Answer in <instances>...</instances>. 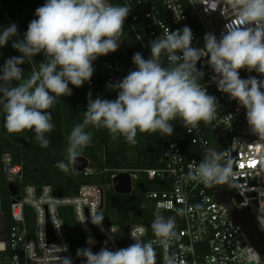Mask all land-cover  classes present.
Segmentation results:
<instances>
[{
	"label": "clouds",
	"instance_id": "clouds-1",
	"mask_svg": "<svg viewBox=\"0 0 264 264\" xmlns=\"http://www.w3.org/2000/svg\"><path fill=\"white\" fill-rule=\"evenodd\" d=\"M235 11L237 22H229L219 37L208 32L204 35V49L193 47L192 30L166 31L149 42L150 58L140 52L132 57L136 66L121 81L109 84L117 92L114 100L92 98L88 95L83 120L76 124L68 136L67 163L58 161L57 168L68 171L89 146L93 133L87 129H107L112 139L123 136L135 145L137 134L159 131L171 136V121L180 117L185 127L196 128L200 121L210 124L215 118L218 101L209 95L199 81L204 73L197 68L202 57L214 74L218 91L229 94L246 110V120L251 132L264 139V79L240 77L239 71L247 69L264 76V0H227ZM127 5L112 4L110 0H46L35 11L23 39H16L12 47L21 56L8 58L0 68V112L9 133L34 132V140L41 148L49 147L47 133L54 129L52 112L60 98L72 95V88L90 81L93 62L102 55L115 52L120 47L124 23L129 15ZM19 35L13 23L0 30V46ZM43 53L45 61L38 70L25 76L20 65L32 62ZM167 60V66L164 64ZM16 82L15 85L13 82ZM223 154L209 149L203 160L190 166L186 180L213 187L228 184L232 178L231 162L222 163ZM168 207H171L170 205ZM183 215L184 209H176ZM102 213H93L91 223L101 226ZM256 220L264 231V208L256 211ZM146 229L132 232L134 243L124 248L110 250L107 246L98 252L92 250L94 238L88 237V247L77 249V257L85 264H157L156 246L165 250L163 264H183L175 253H169L173 241L180 237L174 217H165L158 207L154 212L151 231L156 238H143ZM112 233V230H111ZM139 233V235L137 234ZM107 244V242H105ZM68 251V246H62ZM250 258L259 264V253L249 249ZM60 264H73L71 256H61Z\"/></svg>",
	"mask_w": 264,
	"mask_h": 264
},
{
	"label": "built area",
	"instance_id": "built-area-1",
	"mask_svg": "<svg viewBox=\"0 0 264 264\" xmlns=\"http://www.w3.org/2000/svg\"><path fill=\"white\" fill-rule=\"evenodd\" d=\"M110 2L130 7L127 20L141 43L187 25L194 37L192 46L204 52L203 37L206 33L212 32L219 37L226 23L237 22L236 13L227 0ZM121 47L122 42L115 52ZM167 63L164 58L165 66ZM93 68L104 86L108 87L110 83L117 82L118 74L129 73L131 63L108 61L101 67L95 65ZM197 68L204 73L199 83L209 95L217 98L216 118L210 124L200 121L196 128L186 127L192 145L190 149L168 137L164 138L159 148L163 166L145 170L150 179H158L164 188L151 190L148 198L156 209L159 207L161 211L180 218L177 230L180 238L173 241L168 252L175 253L183 264H257L254 257L250 258L249 249L259 253V264H264V252L254 237L256 230L262 231L256 220V211L264 208V139L251 132L246 110L238 101L218 91L217 84L212 80L215 74L206 56L201 58ZM239 74L242 79L249 76L264 79L261 74L247 69H241ZM94 84V80L90 79L78 88H87L93 98ZM209 149L223 154L222 163L231 162L230 183L209 188L185 179L190 166L203 160ZM83 173L89 175L93 170L88 167ZM128 173L134 185L137 173ZM0 174L7 178L8 188L10 183L23 179L22 166L13 164L10 154L0 159ZM2 187L0 179V264H60L61 256H71L73 264H85L84 259H78L75 254L67 233L64 216L69 213L74 216L82 233L83 247L89 246L86 243L89 236L94 238L95 244L91 245L94 252L104 246L113 251L129 246L134 243L130 234L141 227L146 229L143 238L148 241L156 239L148 236L147 227L142 224L131 225L127 233L105 220L102 222L103 230L101 226L92 224V214L103 210L100 207L104 203V190L97 184L89 183L81 185L74 196L63 195L51 185L22 187L18 199L10 194L12 223L7 228L2 215ZM126 195L131 202L132 193ZM180 208L184 209L183 215H177L175 211ZM64 245L68 246L66 252L62 248ZM156 252L157 264H163L165 250L156 246Z\"/></svg>",
	"mask_w": 264,
	"mask_h": 264
},
{
	"label": "trees",
	"instance_id": "trees-1",
	"mask_svg": "<svg viewBox=\"0 0 264 264\" xmlns=\"http://www.w3.org/2000/svg\"><path fill=\"white\" fill-rule=\"evenodd\" d=\"M45 3L46 0H0V30L14 23L19 33L5 46H0V68L3 67L8 58L22 55L12 47V43L16 39H23L28 24L33 19H37L36 9ZM121 42L120 51L99 56L93 62V67L95 65L101 67L108 61L126 64L130 62L131 70H135L136 66L132 62V57L136 52H140L145 59L150 58V40L147 39L145 43H141L133 34L127 18L124 23ZM44 61L45 57L41 52L32 58V62H25L20 67L27 76L33 68L38 70L39 64ZM124 77L126 75L118 74L117 82ZM91 79L95 83L92 88L93 99L96 96L108 100L117 98V92L104 86L99 74L93 72ZM15 83L14 81L13 84L15 85ZM69 87L72 88V95L61 97L60 102L50 110L54 129L46 134L50 141L47 148H41L38 145L34 140V132L31 130H25L22 133H9L4 126V114L0 113V159L3 155L10 154L12 163L22 166L23 179L17 183L19 189L26 185L39 187L51 185L54 190L63 195L74 196L83 184L101 186L104 190V208L101 213L107 223L118 226L123 233H127L133 224H142L147 227L148 236L154 237L151 231V223L156 208L148 198V193L151 190L163 189L164 185L158 179H150L145 170L163 166L159 148L165 137L180 143L186 149L192 147L183 120L177 117L170 122L174 128L171 136H165L159 131L155 133L138 132L136 138L138 142L135 145L127 143L123 136L115 140L112 139L107 129L90 127L87 130L93 133V139L91 144L83 148L82 151L87 156L89 167L93 173L85 175L83 172H74L71 164L68 171H63L55 165L58 161L67 163L68 136L73 127L83 120L89 93L88 89L84 87L77 89L71 84ZM120 172L137 173L128 207L119 206V194L116 193L113 186V176ZM0 179L3 183L1 189L2 215L8 228L12 223L10 215L11 196L7 186V178L0 174ZM161 212L165 217L175 218L177 231L180 227V218L169 212ZM64 218L67 233L76 254L77 249L83 247V236L72 213L67 214ZM259 246L261 248V245ZM78 259L83 260L81 257Z\"/></svg>",
	"mask_w": 264,
	"mask_h": 264
},
{
	"label": "water",
	"instance_id": "water-1",
	"mask_svg": "<svg viewBox=\"0 0 264 264\" xmlns=\"http://www.w3.org/2000/svg\"><path fill=\"white\" fill-rule=\"evenodd\" d=\"M89 167V160L85 156H78L77 160L74 164H72V168L74 172L81 173L85 171L86 168ZM169 178V175H166ZM113 186L114 190L118 194H131L133 192V180L131 175L128 172H120L113 178ZM9 191L12 196L17 197L18 199V192L19 188L17 183H10L9 184ZM101 209L104 208V203L101 204ZM100 238H98L99 241ZM146 240V238L144 237Z\"/></svg>",
	"mask_w": 264,
	"mask_h": 264
},
{
	"label": "rangeland",
	"instance_id": "rangeland-1",
	"mask_svg": "<svg viewBox=\"0 0 264 264\" xmlns=\"http://www.w3.org/2000/svg\"><path fill=\"white\" fill-rule=\"evenodd\" d=\"M79 156L87 157L86 155L83 154L82 150H80V155ZM129 203H130L129 195L119 194V196H118V204H119L120 207H127L129 205ZM254 237L257 240V242L259 243V245H261V249L264 252V233L262 231H260V230H256Z\"/></svg>",
	"mask_w": 264,
	"mask_h": 264
}]
</instances>
